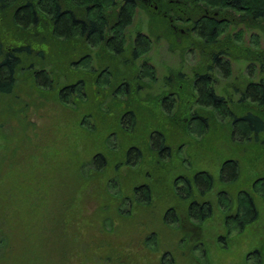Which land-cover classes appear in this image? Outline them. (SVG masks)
<instances>
[{"label":"trees","instance_id":"obj_1","mask_svg":"<svg viewBox=\"0 0 264 264\" xmlns=\"http://www.w3.org/2000/svg\"><path fill=\"white\" fill-rule=\"evenodd\" d=\"M139 8L149 16V33L140 30L128 49V27ZM239 23L259 27L264 33V0H0V94H11L18 76L26 71L40 90L56 92L63 106L76 104L85 109L81 125L87 126V117L99 116L100 124L119 128L121 148L113 154L93 153L86 163L79 164L83 170L73 178L78 188L89 177L95 180L98 217L115 215L128 220L135 204L152 203L155 183L166 182L169 171L183 169L184 161L178 168L183 150L176 146L177 140L235 142L238 150L247 149L246 157L252 159L253 155L256 162L264 164V79L248 83L236 103L217 94L214 86V72L231 77V59L264 63L259 36L252 35L258 37L256 45L248 48L241 45L242 31L228 34L230 26ZM161 37L171 47L200 50L203 63L195 67L192 81L184 73L171 72L166 77L168 90L141 97V88L146 87L142 80L155 82L158 78L147 55L153 39ZM93 88L97 96H103L100 100L88 93ZM108 96L111 100L105 107L103 99ZM130 142L140 147L126 150L125 144ZM145 156L157 157V161L147 162L153 183L131 187L127 181L136 173L121 176L117 171L124 163L138 166ZM166 161L173 163L172 167ZM112 163L116 178L106 175ZM223 166L226 181L235 186L239 160H225ZM181 174L172 180L173 191L168 197L175 205L164 219L177 225V210L186 208L187 218H193L196 225L204 224L216 211L215 205L201 201L211 190L207 184L211 175L203 171ZM252 182V190L239 189L231 206L225 203L222 212L229 233L244 230L261 216L264 176ZM123 183L126 192L122 193L118 186ZM126 201L127 208L123 206ZM149 234L145 243L152 244L158 235L154 231ZM123 255L127 258L130 254L123 251ZM173 261L174 255L165 252L161 264Z\"/></svg>","mask_w":264,"mask_h":264},{"label":"rangeland","instance_id":"obj_2","mask_svg":"<svg viewBox=\"0 0 264 264\" xmlns=\"http://www.w3.org/2000/svg\"><path fill=\"white\" fill-rule=\"evenodd\" d=\"M134 19L128 27V49L140 30L149 33V16L143 9H138ZM240 32L242 46L254 47L259 36V48L264 49V33L259 27L239 23L228 30V34ZM147 58L156 66L158 78L155 82L142 80L146 87L141 88V97H153L168 90L166 77L171 72L184 73L192 81L195 67L203 63L200 50L192 46L184 51L171 47L164 37L153 39ZM136 63L140 66V61ZM231 67L229 78L220 71L213 73L214 86L217 94L236 103L248 83L264 79V63L231 59ZM88 93L94 100L103 97L100 93L97 96L94 88ZM106 99H103L105 107L106 101L111 100L109 96ZM84 110L76 104L63 106L56 92L40 90L26 71L18 76L11 94H0V264H161L165 252L174 255L173 264H264L263 205L259 206V220L231 233L224 222V212L218 210L201 225L187 218L186 208L177 210L180 219L177 225L164 219L175 205L168 196L176 176L181 173L190 176L201 170L215 176L223 161L235 158L239 160L235 186L225 181L226 184L215 186L204 196L213 204L216 191L226 188L231 194V206L239 189H251L252 181L264 176V164L256 162L253 155L252 159L246 157L247 149L238 150L235 142L228 141L208 144L207 140H177L176 146L183 150L178 168L183 163V169L169 171L166 182L155 183L150 205L135 204L128 220L115 215L98 217L95 180L89 177L78 188L73 177L82 172L79 164L86 163L93 153L100 151L107 155L120 149L123 136L119 128L100 124L99 116L87 117V126L81 125L87 113ZM130 143L125 144L126 150L133 145L140 147L138 143ZM149 160L155 162L157 157L145 156L138 166L124 163L120 171L112 163L106 175L116 178L115 171L121 176L133 171L136 174L129 178L128 185L152 184ZM124 184L118 186L122 193L126 192ZM153 231L158 235L156 241L145 243ZM123 251L130 255L125 258Z\"/></svg>","mask_w":264,"mask_h":264},{"label":"flooded vegetation","instance_id":"obj_3","mask_svg":"<svg viewBox=\"0 0 264 264\" xmlns=\"http://www.w3.org/2000/svg\"><path fill=\"white\" fill-rule=\"evenodd\" d=\"M134 40H135V38H134ZM133 40V41H134ZM224 162V161H223ZM224 170H225V168H224V166H223V163H221V165H220V167H219V170L217 171V172H215V173H217V177H215L214 175H213V173H211V172H209V171H207V170H201V171H203L204 173H207V174H209V175H211V182L210 183H207L208 184V187H210V191H208L209 193L211 192V191H213V189L215 188V186H217V187H221V184H224L225 183V181H226V179H225V177H224ZM196 173V172H195ZM198 173H200V172H198ZM194 174V173H193ZM197 174V173H196ZM179 175H182V174H179ZM196 183V182H195ZM226 184V183H225ZM197 185V184H196ZM197 187H199L198 185H197ZM201 187V186H200ZM215 195H216V200H215V202L212 204V201L211 200H209V199H203L202 200V203L204 202V203H207V204H211V205H215L216 207H214V208H216V210H219V211H224L225 209H224V207H225V196H228V202L229 201H231V199L232 198H230V195L231 194H229L228 192H227V189L226 188H224V189H218L217 191H216V193H215ZM223 196V197H222ZM199 203V202H198Z\"/></svg>","mask_w":264,"mask_h":264}]
</instances>
